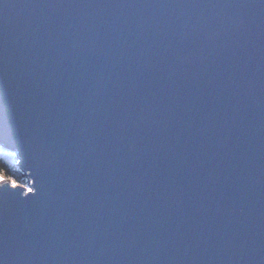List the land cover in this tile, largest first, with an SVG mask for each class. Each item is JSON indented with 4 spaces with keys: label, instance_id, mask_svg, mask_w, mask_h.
<instances>
[{
    "label": "water",
    "instance_id": "obj_1",
    "mask_svg": "<svg viewBox=\"0 0 264 264\" xmlns=\"http://www.w3.org/2000/svg\"><path fill=\"white\" fill-rule=\"evenodd\" d=\"M0 141V264H264V0H0Z\"/></svg>",
    "mask_w": 264,
    "mask_h": 264
},
{
    "label": "trees",
    "instance_id": "obj_2",
    "mask_svg": "<svg viewBox=\"0 0 264 264\" xmlns=\"http://www.w3.org/2000/svg\"><path fill=\"white\" fill-rule=\"evenodd\" d=\"M17 159L15 154L6 149L0 151V168L4 169L5 172L10 175L13 179H16L20 183L19 172L15 171ZM24 184V183H23Z\"/></svg>",
    "mask_w": 264,
    "mask_h": 264
},
{
    "label": "snow or ice",
    "instance_id": "obj_3",
    "mask_svg": "<svg viewBox=\"0 0 264 264\" xmlns=\"http://www.w3.org/2000/svg\"><path fill=\"white\" fill-rule=\"evenodd\" d=\"M7 147H9V145L4 143L3 141H0V151L4 150ZM7 187L16 188L17 187L16 180L13 179L10 175H8L4 169L0 168V188H7ZM27 191L31 193L32 189L29 188Z\"/></svg>",
    "mask_w": 264,
    "mask_h": 264
},
{
    "label": "rangeland",
    "instance_id": "obj_4",
    "mask_svg": "<svg viewBox=\"0 0 264 264\" xmlns=\"http://www.w3.org/2000/svg\"><path fill=\"white\" fill-rule=\"evenodd\" d=\"M15 171L18 172V171H17V163H16ZM15 180H16V179H15ZM17 182H19V181L16 180V183H17ZM19 183H20V182H19ZM22 184H23V183H22ZM24 185H25V183H24ZM17 186H18V183H17ZM26 187H27V185H25V188H26Z\"/></svg>",
    "mask_w": 264,
    "mask_h": 264
}]
</instances>
